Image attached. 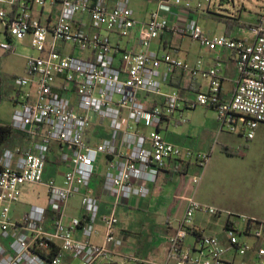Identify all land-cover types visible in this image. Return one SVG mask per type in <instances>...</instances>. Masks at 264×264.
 Returning <instances> with one entry per match:
<instances>
[{"label": "built area", "instance_id": "built-area-1", "mask_svg": "<svg viewBox=\"0 0 264 264\" xmlns=\"http://www.w3.org/2000/svg\"><path fill=\"white\" fill-rule=\"evenodd\" d=\"M213 1L177 0L184 10L199 13H209ZM56 5L60 9L55 23H43L36 12ZM0 24V32L15 41L30 38L39 54L28 58L26 75L15 79L13 98L11 126L30 141L6 148L0 156V264H103L119 255L123 241L116 234L118 207L148 197L161 173L176 164L204 171L210 162V153L184 149L163 136L177 114L180 123L189 122L181 114L184 109H215L221 131H241L248 140L264 124V14L250 28L253 42L212 36L196 20L170 24L159 11L139 24L129 0L113 7L108 0H0ZM138 25L137 50L112 42V33L128 38ZM164 33L190 38L211 52H233L238 80L232 92L223 87L220 62L207 68L203 60L191 64L172 53L154 51V40ZM0 49L12 53L15 46L0 42ZM175 71L207 82L206 91L188 103L176 89L164 92ZM149 96L161 102L149 105L144 101ZM106 123L109 137L92 144L89 130ZM54 144L60 148V163L68 165L61 183L45 179ZM100 155L107 160L103 188L115 198L111 212L102 217L92 189ZM200 181L195 176L193 183ZM27 183L45 186L47 200L17 216L21 187ZM77 195L83 218L68 213ZM199 213H226L223 234L208 235L196 227ZM100 220L105 227L101 245L92 241ZM174 230L165 260L153 264H264V221L236 216L193 197ZM190 236L193 243L187 242Z\"/></svg>", "mask_w": 264, "mask_h": 264}, {"label": "rangeland", "instance_id": "rangeland-1", "mask_svg": "<svg viewBox=\"0 0 264 264\" xmlns=\"http://www.w3.org/2000/svg\"><path fill=\"white\" fill-rule=\"evenodd\" d=\"M147 4L151 8L156 5L154 1L131 0V7L137 10L143 11ZM213 4L214 9H217L216 13L225 17L226 30L240 39L254 41L255 37L250 28L256 24L259 15L264 14V0H214ZM219 23L214 19L207 18H202L199 21L200 26L205 31L207 30V33L218 31L215 26ZM243 25H246L249 30L241 28ZM0 29L2 30L1 24ZM0 42H7L4 31L0 33ZM191 46L196 51L201 45L190 38L185 39L184 49ZM70 50L71 46L68 45L67 51ZM75 54L83 56V53L79 51H75ZM37 56L39 54L31 47L30 38L17 42L11 55H6L0 49V78L6 84L7 89L13 87L17 77L26 75L24 67L26 68L28 58ZM206 89L207 82L205 91ZM13 113L12 102L7 98L0 100V116L9 125H12ZM181 114L190 122L179 125L180 114H177L175 118L177 121H174L169 128L163 131V136L184 149H191L196 153H210V162L204 171L192 169L185 176H176L174 185L170 187L171 191L167 190V192H171L170 196H173L174 199L171 207L174 210L171 213L174 215L162 214L158 210L152 209L147 211L143 208L140 211H134V216L139 221L140 227L148 228L149 234L153 233L154 229L155 231L161 230L163 224L167 227L171 223L176 229L187 197L189 200L194 197L202 204L214 206L236 216L256 217L264 221V124H260L256 129L255 138L248 140L241 131L237 133L228 129L221 131L218 111L208 106H198L194 110L184 109ZM8 147L10 145L6 148ZM106 161L104 155L98 157L96 174L105 175ZM60 167L61 171H67L66 165ZM195 176L201 177L199 185L193 183ZM180 184L185 185L182 187ZM160 196V192L156 191L152 200L154 201ZM46 200L47 188L45 186L27 183L21 187L20 203L17 206L16 215H23L32 206H44ZM158 207L161 208V206ZM68 211L73 214L80 211L79 195L70 202ZM226 220V213L221 217L205 215L203 217L205 233L209 235L213 231H223ZM124 221L127 223V217H124ZM237 222L243 229L244 223L240 220ZM194 241L195 238L192 236L187 240L189 243Z\"/></svg>", "mask_w": 264, "mask_h": 264}, {"label": "crops", "instance_id": "crops-1", "mask_svg": "<svg viewBox=\"0 0 264 264\" xmlns=\"http://www.w3.org/2000/svg\"><path fill=\"white\" fill-rule=\"evenodd\" d=\"M119 0H108V4L110 7L115 6V4ZM154 1L156 3L154 8L148 6L144 8V10H137L136 8L131 7V0H129L130 7L133 11L134 18L138 21L139 24L146 23L151 17V14L155 11H159L161 15L170 22V24L176 23H184L192 20H196L198 23L200 19H214L218 21L216 18L222 17L221 14L216 13L217 9L212 8L209 13H199L197 11H186L184 10L182 3H178L177 0H149ZM60 5H56L53 8L47 7L43 10H38L36 12L37 16L43 23H55L57 20V16L59 14ZM217 15V16H216ZM220 15V16H219ZM220 22V21H218ZM219 26L220 29H219ZM218 31L208 33L212 36L226 35L234 38H238L237 36L230 33L226 30L224 22H220L215 26ZM140 25H138L133 31L132 35L128 38H121L117 34L112 33L111 39L114 44H119L123 48L137 50L139 48V34ZM1 30V29H0ZM207 31V30H206ZM2 33V32H0ZM5 33V32H4ZM7 42H11L15 48L17 42L10 38L6 33ZM188 39L186 37H176L172 36L169 33L162 34L158 39L154 40L152 44V49L160 54L164 53H172L177 55L178 57L188 61L191 64H195L198 60H203L205 67L209 68L215 66L217 62L222 64L223 69V87L227 93H231L235 87V84L238 80V72L236 66V59L234 57V53L228 50H219L216 52H211L205 47L199 46V49L194 51L191 47H187L184 49V41ZM2 50V49H1ZM6 53V52H5ZM6 55H11V53H6ZM26 72V68L24 67ZM164 67L162 68V71ZM229 85V87H227ZM178 90L180 96L184 103H188L196 98V95L200 91H205V82L201 79L192 80L188 75L181 71L173 72L168 82L164 86V92H170L172 90ZM16 85L14 80V85L11 89L6 88V84L0 78V100L3 98H7L12 102L14 110L15 105L13 102V98L16 94ZM144 101H146L149 105H157L161 102L160 98L157 97H144ZM190 122V121H189ZM188 122V123H189ZM0 124L9 125L2 119L0 116ZM187 124V123H179V125ZM89 140L92 144L98 143L104 138L109 137V128L108 123L99 125L95 124L89 130ZM168 141V139H166ZM29 138L27 135L19 132L15 135L14 140L9 144L10 147L14 148L16 146H26L29 143ZM170 142V141H169ZM172 143V142H171ZM175 144V143H173ZM176 145V144H175ZM59 146L54 144L52 146L51 153L49 154V161L47 163V169L45 174V179H55L57 182L61 183L63 180L64 173L61 171V164L58 159ZM67 170H68V165ZM192 169H199L195 165H189V171ZM206 169V168H205ZM174 170V167L169 168L161 173L159 180L155 186H153L151 194L142 199H131L128 202L121 204L117 210V216L119 219V224L116 229L117 236L123 241V246L119 249V255L114 256L110 260H107L103 264H153L154 262H163L167 256L168 248H169V237L174 233V227L171 223L168 224L167 227L162 225L161 230L155 229L152 231L153 233L149 234L148 228L140 227L139 221L134 216V211H140L142 208L144 210H158L162 214H172L174 211L172 207L173 196L171 192H167V190L171 191V188L174 185V180L177 175H181L175 173L171 175V171ZM186 173L185 175H187ZM184 175V176H185ZM103 176L95 174L92 181V189L94 191L95 196L99 199L100 202V217L104 215H108L111 212V208L114 204V196L107 193L103 188ZM60 178V181H58ZM185 183L184 180H182ZM185 184H180V186H184ZM169 187V188H168ZM187 189L188 186H186ZM191 188V187H190ZM159 191L161 196L156 198L154 201L153 194ZM169 193V194H168ZM80 196V195H79ZM193 198V197H192ZM74 199V198H73ZM72 199V200H73ZM191 199V198H190ZM71 200V201H72ZM70 201V202H71ZM81 201V196H80ZM189 198L187 197V201L182 208V213L178 220H180L187 209ZM170 205V207H168ZM158 206H161L158 207ZM171 208V209H169ZM169 209V210H168ZM69 213V211H68ZM71 216L83 218L84 211L80 205V211L76 214L69 213ZM169 215V216H172ZM124 217H127V223L124 221ZM203 217L205 214L199 213L195 220V226L199 229L205 231L203 227ZM170 218V217H169ZM251 219H257L256 217H252ZM260 220V219H257ZM262 221V220H260ZM171 224V225H170ZM223 231H213L211 235H222ZM81 237V235H78ZM105 238V227L101 220L95 226V234L92 237V241L96 244H103ZM70 264V261L67 263Z\"/></svg>", "mask_w": 264, "mask_h": 264}, {"label": "trees", "instance_id": "trees-1", "mask_svg": "<svg viewBox=\"0 0 264 264\" xmlns=\"http://www.w3.org/2000/svg\"><path fill=\"white\" fill-rule=\"evenodd\" d=\"M222 17H224V16H222ZM216 19L220 22L226 23L224 21V19H222L221 17H218ZM226 25L228 27V22ZM241 28H243L245 30H249V28L246 25H243V27H241ZM17 133H19V131L15 130L11 125L0 124V156L3 152V150L6 149V147L13 141V139ZM2 169L3 168L0 164V173L2 172ZM188 171H189V165H178V164H176L174 166V170L171 171V175H173L175 173L185 175L186 173H188Z\"/></svg>", "mask_w": 264, "mask_h": 264}]
</instances>
